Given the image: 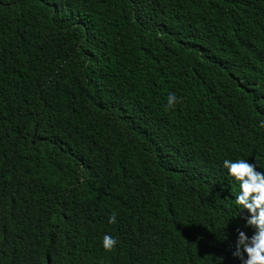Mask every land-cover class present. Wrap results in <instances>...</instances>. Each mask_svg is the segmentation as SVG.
<instances>
[{"label": "trees", "instance_id": "obj_1", "mask_svg": "<svg viewBox=\"0 0 264 264\" xmlns=\"http://www.w3.org/2000/svg\"><path fill=\"white\" fill-rule=\"evenodd\" d=\"M261 121L264 0H0V264H243Z\"/></svg>", "mask_w": 264, "mask_h": 264}, {"label": "clouds", "instance_id": "obj_2", "mask_svg": "<svg viewBox=\"0 0 264 264\" xmlns=\"http://www.w3.org/2000/svg\"><path fill=\"white\" fill-rule=\"evenodd\" d=\"M174 93L169 94L166 110H171L177 103ZM261 128H264V121H261ZM223 167L238 184L239 192L235 196V204L250 213L247 218V225L255 231L249 238L242 230L238 231V240L234 255L239 257L243 264H264V173L256 170V165L245 159L223 161ZM55 220V218H53ZM109 223H117L115 213L109 217ZM103 247L105 251L115 250L118 240L110 235H104ZM247 259H244V254Z\"/></svg>", "mask_w": 264, "mask_h": 264}]
</instances>
